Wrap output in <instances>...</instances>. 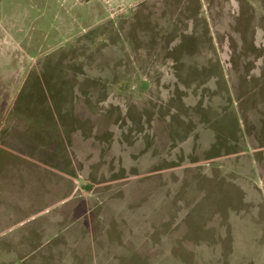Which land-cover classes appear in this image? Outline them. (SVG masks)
<instances>
[{
	"label": "rangeland",
	"instance_id": "rangeland-1",
	"mask_svg": "<svg viewBox=\"0 0 264 264\" xmlns=\"http://www.w3.org/2000/svg\"><path fill=\"white\" fill-rule=\"evenodd\" d=\"M0 264H264V0H0Z\"/></svg>",
	"mask_w": 264,
	"mask_h": 264
}]
</instances>
